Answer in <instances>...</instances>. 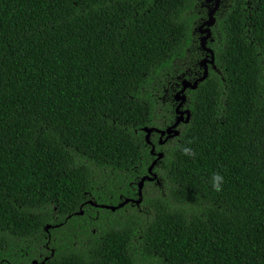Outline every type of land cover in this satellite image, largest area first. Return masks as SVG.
<instances>
[{
    "label": "trees",
    "instance_id": "16d2710c",
    "mask_svg": "<svg viewBox=\"0 0 264 264\" xmlns=\"http://www.w3.org/2000/svg\"><path fill=\"white\" fill-rule=\"evenodd\" d=\"M206 15L0 0V264H264V0H221L190 119L163 144L152 131L164 155L131 201L156 158L142 128L176 121L210 57Z\"/></svg>",
    "mask_w": 264,
    "mask_h": 264
},
{
    "label": "water",
    "instance_id": "95a60500",
    "mask_svg": "<svg viewBox=\"0 0 264 264\" xmlns=\"http://www.w3.org/2000/svg\"><path fill=\"white\" fill-rule=\"evenodd\" d=\"M207 2H210L212 0H206ZM220 3V0H215V3L213 5V7L211 8V10L209 11L208 14V18L206 20H204L199 26H198V31L202 34V36L200 37V44L202 46V48L207 51L210 54V57L205 56L200 64L204 66V71L203 74L201 76H199L198 78H196L194 81L191 80H187L184 79L182 81V87L176 92L175 94V99L177 101H179L177 107H176V112H177V118L176 121L163 129L157 128V127H143V131L146 132L145 135V139L146 141L151 144V153L156 155V158L151 162V164L148 167V174L144 175L141 180L138 182V197L137 198H133L131 199L132 202L139 204L142 201L143 198V185L145 180H153L157 177V174L153 172V167L156 164L157 160L162 158L164 153L162 151H155V144L152 143V141L150 140V135L152 133V131H156L160 134L159 136V140L158 143L159 144H163L168 138L170 137H174L179 135L180 131L178 130L177 126L180 122H188L191 116V112L189 108H185V109H181V107L183 106V104L185 103L187 97L185 94V90L187 88H196L198 86L199 81L204 80L207 76H208V64H213L214 60H215V55H214V51L212 48L206 46V40H208V38L211 36V26L214 25L215 23V16L214 13L216 11V9L218 8ZM165 136V138L163 139V137ZM129 199H125L123 202H121L119 205H110V204H98L96 202L90 201L92 204L96 205V206H101V207H105V208H110L112 210H115L116 208L124 205V203L128 202ZM79 213L83 214V210H81ZM33 262H36V260H34Z\"/></svg>",
    "mask_w": 264,
    "mask_h": 264
},
{
    "label": "flooded vegetation",
    "instance_id": "af4514ba",
    "mask_svg": "<svg viewBox=\"0 0 264 264\" xmlns=\"http://www.w3.org/2000/svg\"><path fill=\"white\" fill-rule=\"evenodd\" d=\"M204 2H205V4H206V6H207V15H206V17L205 18H203L202 19V22L204 21V20H206L207 18H208V14H209V11L211 10V8L213 7V5H214V3H215V0H212V1H210V2H207L206 0H204ZM220 4H221V0H220V3H219V6H220ZM219 6H218V8H219ZM217 8V9H218ZM217 9H216V11H217ZM215 11V12H216ZM215 16V15H214ZM201 22V23H202ZM200 23V24H201ZM211 33H212V31H211ZM202 36V34L199 32V36H198V38H199V42H200V37ZM207 46V45H206ZM205 55V54H204ZM204 58V57H203Z\"/></svg>",
    "mask_w": 264,
    "mask_h": 264
},
{
    "label": "clouds",
    "instance_id": "9594fccd",
    "mask_svg": "<svg viewBox=\"0 0 264 264\" xmlns=\"http://www.w3.org/2000/svg\"><path fill=\"white\" fill-rule=\"evenodd\" d=\"M214 179H215L216 181H219L221 178H220L218 175H216V176L214 177ZM213 187H214L216 190H219L220 185H219V183H214V184H213Z\"/></svg>",
    "mask_w": 264,
    "mask_h": 264
}]
</instances>
